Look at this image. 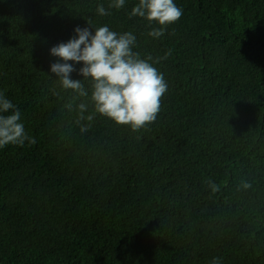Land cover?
<instances>
[{
    "label": "trees",
    "instance_id": "16d2710c",
    "mask_svg": "<svg viewBox=\"0 0 264 264\" xmlns=\"http://www.w3.org/2000/svg\"><path fill=\"white\" fill-rule=\"evenodd\" d=\"M110 2L0 0V91L37 141L0 148V264H264V0H174L159 39L138 0ZM103 25L167 83L143 128L95 111L82 62L87 96L50 71L52 47Z\"/></svg>",
    "mask_w": 264,
    "mask_h": 264
},
{
    "label": "clouds",
    "instance_id": "9594fccd",
    "mask_svg": "<svg viewBox=\"0 0 264 264\" xmlns=\"http://www.w3.org/2000/svg\"><path fill=\"white\" fill-rule=\"evenodd\" d=\"M125 6L126 0H111L108 8L120 10ZM96 11L100 16L110 14L102 4ZM182 15L183 9L174 0H138L129 13L130 17H141L150 25L155 22L160 26L148 32L154 39L163 37L166 27L179 21ZM74 31L76 35L72 39L50 49L51 55L60 58L51 64L50 71L60 79L61 86L80 96L88 95L82 81L70 77L75 69L68 62H82L79 74L93 82L91 99L97 113L118 125H129L133 130L155 121L167 83L163 74L148 62L151 57L143 60L133 53L135 35L132 32L117 33L108 25L96 28L94 34L79 26ZM79 108L83 119L87 105L81 103ZM87 119L92 120L93 116L88 115ZM36 142V138L25 130L20 110L0 91V148L8 145L23 147L26 143L35 145ZM207 183L212 192L219 190L211 180ZM241 186L246 189L250 184L242 181ZM210 264H222V258L213 257Z\"/></svg>",
    "mask_w": 264,
    "mask_h": 264
}]
</instances>
